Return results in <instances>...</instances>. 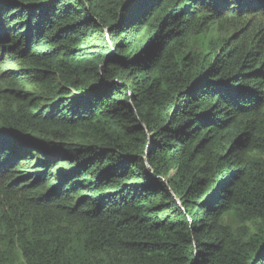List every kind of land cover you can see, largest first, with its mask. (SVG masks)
<instances>
[{"label": "trees", "instance_id": "1", "mask_svg": "<svg viewBox=\"0 0 264 264\" xmlns=\"http://www.w3.org/2000/svg\"><path fill=\"white\" fill-rule=\"evenodd\" d=\"M0 264H264V0H0Z\"/></svg>", "mask_w": 264, "mask_h": 264}]
</instances>
